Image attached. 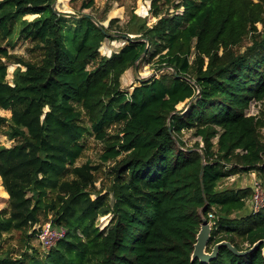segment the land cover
<instances>
[{
    "label": "trees",
    "instance_id": "trees-1",
    "mask_svg": "<svg viewBox=\"0 0 264 264\" xmlns=\"http://www.w3.org/2000/svg\"><path fill=\"white\" fill-rule=\"evenodd\" d=\"M53 3L0 0V39L10 44L17 34L40 54L15 67L12 84L0 60V109L10 110L0 127L18 139L0 146L8 194L0 246L10 230L36 235L42 210L65 233L43 258L0 248V264H264L263 243L242 256L220 247L208 262L191 258L208 213L207 251L221 240L241 250L264 239V202L247 211V191L219 185L233 173L264 179V120L247 112L251 100L264 105V0H150L154 23L141 21L109 56L99 53L107 27ZM155 55L158 75L121 86L126 70ZM185 130L201 145L185 146ZM86 134L104 143L101 160L114 162L108 193L95 198L96 167L76 165ZM47 192L56 200L47 203Z\"/></svg>",
    "mask_w": 264,
    "mask_h": 264
},
{
    "label": "rangeland",
    "instance_id": "rangeland-1",
    "mask_svg": "<svg viewBox=\"0 0 264 264\" xmlns=\"http://www.w3.org/2000/svg\"><path fill=\"white\" fill-rule=\"evenodd\" d=\"M86 0H54L53 8L56 11H60L67 14L86 13L92 16L96 21L107 27L111 33V37H107L101 43L99 53L101 55L109 56L113 51L118 50L126 42L122 35L126 34L129 37L136 35L138 24L146 20L147 25L154 23L156 18L150 11V0H93L92 6L89 8H82L83 2ZM35 15L27 14L25 19L31 20ZM257 29L264 31V21L257 23ZM248 39L245 38L242 44L237 47L238 51H242ZM0 45L5 46L7 49V55L0 58L1 61L7 64L6 80L12 84L13 70L18 65L23 67L21 61H36L39 59L40 54L34 48V44L27 39L18 37L17 34H13L10 40V44H7L6 39H0ZM157 56H153L149 62H139V64L126 70L121 77V86L128 88L129 90L133 85L138 84V80L141 78H148L152 75H158L162 70L158 69L156 62ZM165 70V69H163ZM167 71H171L167 68ZM184 102L177 105V108L183 107ZM249 114L259 115V118L264 120V105L261 102L251 100L247 108ZM0 114L9 117L10 110L0 109ZM6 126L0 127V146H12L18 139H12L5 134ZM259 136L264 140V125L259 130ZM185 142V146H192L195 142L201 140L192 134V131L185 130L181 135ZM83 150L76 160V165L83 163H90L96 167L93 172L94 185L91 188V198H95L97 195H106L108 188L111 185L112 174H110V168L114 164L113 161H102L100 158L101 153L104 151V143L94 137V135L86 134L83 138ZM220 188L227 190H235L237 192L245 190L249 193L247 199V211L253 209L258 210L264 202V179L256 172L251 171L249 173H233L226 178L222 179L219 183ZM54 193L47 192V203L50 199L54 198ZM8 209V194L4 189L0 177V210L6 211ZM45 210L39 215V221L34 224L33 228L39 230L47 222H50L51 214L45 215ZM110 219V214L100 215L97 217L95 224L99 229L106 226ZM41 227V228H42ZM32 229L27 232H21L18 230H10L3 233V240L0 248L4 251H8L10 255L16 256L19 253L33 250L37 251L39 257L43 258L44 253L47 251L40 243L39 238L34 235L27 239L26 235L31 233ZM246 247V243H243Z\"/></svg>",
    "mask_w": 264,
    "mask_h": 264
},
{
    "label": "water",
    "instance_id": "water-1",
    "mask_svg": "<svg viewBox=\"0 0 264 264\" xmlns=\"http://www.w3.org/2000/svg\"><path fill=\"white\" fill-rule=\"evenodd\" d=\"M211 223L207 219L203 218L201 220L199 230L196 234L195 243L193 244V250L191 253V258H198L200 261L208 262L213 259L219 252L220 247L228 248L233 254L237 256H242L250 253L255 248H257L260 243H263L262 246V255L264 257V239H259L253 245L246 249H237L231 242L227 240H221L215 243L209 251L206 250L209 237L211 235Z\"/></svg>",
    "mask_w": 264,
    "mask_h": 264
},
{
    "label": "built area",
    "instance_id": "built-area-1",
    "mask_svg": "<svg viewBox=\"0 0 264 264\" xmlns=\"http://www.w3.org/2000/svg\"><path fill=\"white\" fill-rule=\"evenodd\" d=\"M212 217L213 213H208L207 218H205L210 221L211 225ZM41 227L37 230L36 236L39 238L41 245L48 251L56 244L58 239L63 237L65 230L62 227L54 226L51 221L47 222L42 228Z\"/></svg>",
    "mask_w": 264,
    "mask_h": 264
}]
</instances>
